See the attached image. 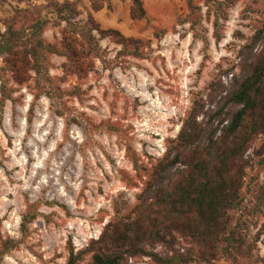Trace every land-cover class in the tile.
Here are the masks:
<instances>
[{"label": "rangeland", "instance_id": "1", "mask_svg": "<svg viewBox=\"0 0 264 264\" xmlns=\"http://www.w3.org/2000/svg\"><path fill=\"white\" fill-rule=\"evenodd\" d=\"M65 1L75 3L80 25H91V12L102 28L141 39L142 54L121 53L113 37L94 31L97 53L78 34L89 68L67 72L66 21L57 10ZM97 1L103 7L95 11L92 0H0L1 31L12 24L29 33L43 19L39 37L58 50L42 48L43 74L31 68L21 81L0 54V90L4 80L12 97L2 111L0 92V255L8 240L16 241L1 264H65L70 241L83 251L78 264L90 263V242L109 222L135 216L155 165L175 152L191 112L204 128L202 143L227 122L235 109L229 92L264 49V38L254 39L264 26V0L212 6L192 0L198 9L191 0H144L147 14L140 19L131 17L133 0ZM245 158L241 204L230 211V227L245 240L242 264H264L263 134ZM182 168L179 163L170 173L174 181ZM25 215L30 220L23 226ZM176 236L175 248L159 244L155 250L193 246ZM216 261L232 264L223 252ZM151 263L136 256L126 264Z\"/></svg>", "mask_w": 264, "mask_h": 264}, {"label": "trees", "instance_id": "2", "mask_svg": "<svg viewBox=\"0 0 264 264\" xmlns=\"http://www.w3.org/2000/svg\"><path fill=\"white\" fill-rule=\"evenodd\" d=\"M216 2L223 4L218 0H208L211 6ZM92 4L95 11L103 7L97 0H92ZM57 6L59 17L66 21L67 72L81 75L89 68L85 65L89 50L86 51L84 45L78 47V34L85 36L90 50L97 53L101 48L94 31L102 37H113L122 45L121 53L142 54L141 39L127 36L118 29L102 28L91 12L88 18L91 25H80L74 20L78 14L74 2L65 1L57 3ZM190 6L199 8L192 0ZM130 13L133 19L144 18L147 14L144 0H133ZM46 22L38 20L29 33L14 29L12 24L5 31L0 30V54L6 56L17 80H23V73L31 68L37 74H43L42 48L50 52L58 51L54 45L44 43L39 37ZM259 38H264V26L254 35L255 40ZM204 42L205 48H208V39L204 38ZM1 82L3 111L6 101L12 97L6 82ZM228 99L235 109L222 127L208 133L206 143L200 142L204 128L195 118V111L191 112L178 135L175 152L169 150L155 165L134 209L135 216L120 218L106 225L101 236L93 239L87 248L92 252V260L88 264H126L136 256H149L153 261L151 264H218L216 260L220 252L231 257L232 264H242L240 254L244 251L245 240L241 236L239 239L235 229L230 227V211L241 204L240 190L248 164L245 153L255 137L264 135V49L252 63L249 73L236 82ZM33 111L32 105L30 112ZM179 163L183 168L174 181L170 173ZM29 220L25 215L23 226ZM176 233L189 238L193 246L183 252L162 253L155 250L159 244L175 248L178 244ZM15 243L13 239L5 243L0 264L3 255ZM82 254L83 251H76L70 241L65 264H78Z\"/></svg>", "mask_w": 264, "mask_h": 264}]
</instances>
